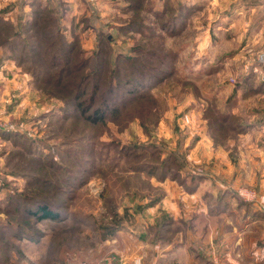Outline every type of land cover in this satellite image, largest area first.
Masks as SVG:
<instances>
[{
  "label": "rangeland",
  "instance_id": "1",
  "mask_svg": "<svg viewBox=\"0 0 264 264\" xmlns=\"http://www.w3.org/2000/svg\"><path fill=\"white\" fill-rule=\"evenodd\" d=\"M191 2L0 0L5 264H65L116 228L146 231L148 240L162 243L194 229L190 214L174 220L166 210L146 209L160 204L162 182L176 178L182 160L195 170L209 168L210 159L195 163L190 154L204 130L213 140L210 151L235 136L231 127L215 135L208 129L215 117L214 109L205 114L210 104L225 108L244 85L241 95L249 96L238 102V114H264V94L250 95L264 84L256 58L264 37L253 41L261 29L256 15L228 17L199 8L201 0ZM70 48L73 54L62 53ZM83 61L84 69L69 71ZM58 75L64 83L87 78L88 92L96 83L102 92L114 84V96L98 93L95 104L110 95L118 111L98 123L86 120L71 102V86L57 85ZM146 85L145 97L131 91ZM25 197L30 206L48 201L60 217H29Z\"/></svg>",
  "mask_w": 264,
  "mask_h": 264
},
{
  "label": "crops",
  "instance_id": "2",
  "mask_svg": "<svg viewBox=\"0 0 264 264\" xmlns=\"http://www.w3.org/2000/svg\"><path fill=\"white\" fill-rule=\"evenodd\" d=\"M198 7L226 12L228 17L256 15V26L261 29L253 41L264 37V0H201ZM260 41L264 45V40ZM243 88L244 85L234 91L238 101L232 113L249 129L235 132L225 145L213 146L212 151L208 140L211 137L204 130L190 154L195 163L210 159L209 168L204 171L195 170L191 164L184 166L181 174L201 176L197 183L188 189L177 178L166 179L162 182V201L146 209L160 210L158 214L166 210L174 220L192 215L196 223L193 230L181 232V239L162 243L148 240L146 231L118 228L104 237L99 235L91 250L74 253L73 258L68 256L65 264H264V114L256 113L249 119L238 114L239 103L249 96L243 98ZM254 91L250 95L264 94V84ZM185 235L190 242L184 241ZM196 245L204 248V254L195 253ZM0 264L5 262L0 259Z\"/></svg>",
  "mask_w": 264,
  "mask_h": 264
},
{
  "label": "trees",
  "instance_id": "3",
  "mask_svg": "<svg viewBox=\"0 0 264 264\" xmlns=\"http://www.w3.org/2000/svg\"><path fill=\"white\" fill-rule=\"evenodd\" d=\"M0 22H4V21L0 19ZM4 42H7V40L2 41L1 44ZM74 52H75L74 48L73 49L70 48L68 51L65 50L62 53L67 55L68 53L73 54ZM52 63L57 64L55 59L52 60ZM84 65L85 64L83 61L82 65H80V64L74 65L73 68H71V69L69 68V71L70 70L71 71L82 70L85 68ZM63 69H65V68H63ZM58 77H59V75L56 78L57 79L56 80L57 85H62V83H64V80L62 78H58ZM84 79L85 78L82 77L81 79H78L77 82H75V83H73L71 80H66V82L64 83L63 86H66V87L71 86V90L69 92L73 98V100H71V102H73L76 109H78L79 112L85 116L86 120L92 121L94 123H98L100 120L106 119V117L111 115L112 112L115 113L118 111V107L114 104L116 100H113V98H111V96H114V95H112L113 94L112 86L114 84H112L111 86H108L107 89L105 90V92H102L100 84L96 83L93 85L92 89H89L90 91L88 92V87L86 88L87 78H86V80H84ZM61 81H62V83H61ZM127 84H131L129 80H128ZM148 85H149V83H148ZM129 90H131V89L129 88ZM131 91L133 93L139 92L138 94H141V96H139V98L145 97L143 93H145V91H147V85L144 86V88H140V86L139 87L135 86V90H131ZM106 92L111 95V96L110 95L107 96V98L110 97V98H108L109 100L106 98V99H104V101H102L101 104L96 105L95 101L98 97V93H102L101 97L103 98L105 95H107ZM128 92H130V91H128ZM86 95H88V96H86ZM86 97H89V100H88L87 104H84V102H85L84 99H86ZM234 97L235 98L233 100H229V102H227L229 104H226L225 109L219 108L217 105H211V104L206 108V110H205L206 115H208V112L210 110L214 109V115H215L214 121L211 118L208 119L205 116L209 120L207 127L214 135H215L214 130H218L219 132L220 131L222 132V130H226L227 128H230V127L236 133L245 132L249 129V126H247V124L240 122V118L232 113V108L234 107V105H236V103L238 101V96L236 93H234ZM89 112H91V113H89ZM220 138H222V137L220 136L219 139ZM173 159H175V158H173ZM180 160H182V159H180ZM184 164L185 163L182 160V163L180 164V166L177 167L176 172L173 175H174V177L179 179V181H182V183H184L186 185V187L189 189V188H192L193 185L197 183V181L200 179L201 176H197V174H192V173L181 174V169L184 167ZM154 169H155V173L152 175H156V173L158 172V169H156L155 166H154ZM189 178H190V181L188 180ZM236 194H238L240 196V194L238 192H236ZM29 201H30L29 197H25V202H26L25 210H26V214L29 217H31L33 219H37V220H42V219H46V218L58 219L60 217L58 210L54 206H52L48 201H46V200H37V201L32 200V206L29 205ZM116 229H118V228H116ZM116 229H111L108 234L114 233V231ZM106 235H104V236H106ZM1 255H2V250H0V259H1Z\"/></svg>",
  "mask_w": 264,
  "mask_h": 264
},
{
  "label": "built area",
  "instance_id": "4",
  "mask_svg": "<svg viewBox=\"0 0 264 264\" xmlns=\"http://www.w3.org/2000/svg\"><path fill=\"white\" fill-rule=\"evenodd\" d=\"M256 58L258 63L262 66H264V49H261L257 52ZM134 264H139V261H136Z\"/></svg>",
  "mask_w": 264,
  "mask_h": 264
}]
</instances>
